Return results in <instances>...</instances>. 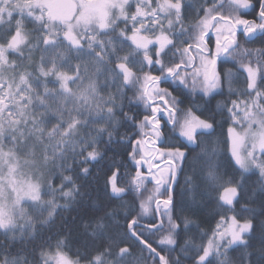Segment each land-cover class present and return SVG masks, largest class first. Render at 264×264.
<instances>
[{
	"label": "snow or ice",
	"instance_id": "6c2138e0",
	"mask_svg": "<svg viewBox=\"0 0 264 264\" xmlns=\"http://www.w3.org/2000/svg\"><path fill=\"white\" fill-rule=\"evenodd\" d=\"M0 264H264V0H0Z\"/></svg>",
	"mask_w": 264,
	"mask_h": 264
},
{
	"label": "trees",
	"instance_id": "16d2710c",
	"mask_svg": "<svg viewBox=\"0 0 264 264\" xmlns=\"http://www.w3.org/2000/svg\"><path fill=\"white\" fill-rule=\"evenodd\" d=\"M248 18L250 19L251 17H248ZM236 87L238 88L243 87V77L242 76L240 77ZM218 99L223 100L225 99V97H218ZM226 131H227V126H225V128L223 129L224 135L220 136V139H224L226 137ZM149 187H151V185H149ZM200 223H201V232L203 234H207L208 236H210L212 229L215 227V221L212 220L211 217H201ZM153 240H155V238H153ZM204 242L206 243L207 241L205 240ZM198 243H199V239H198ZM195 254H196L195 252H190L188 256V260H191L192 257L195 256Z\"/></svg>",
	"mask_w": 264,
	"mask_h": 264
},
{
	"label": "flooded vegetation",
	"instance_id": "af4514ba",
	"mask_svg": "<svg viewBox=\"0 0 264 264\" xmlns=\"http://www.w3.org/2000/svg\"><path fill=\"white\" fill-rule=\"evenodd\" d=\"M214 40H215V37L213 36V42H214Z\"/></svg>",
	"mask_w": 264,
	"mask_h": 264
}]
</instances>
